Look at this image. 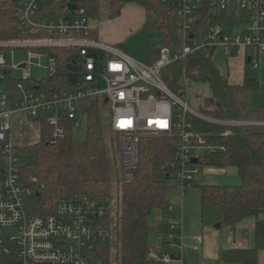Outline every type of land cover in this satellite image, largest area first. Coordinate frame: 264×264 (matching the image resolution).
Segmentation results:
<instances>
[{
    "label": "built area",
    "instance_id": "built-area-1",
    "mask_svg": "<svg viewBox=\"0 0 264 264\" xmlns=\"http://www.w3.org/2000/svg\"><path fill=\"white\" fill-rule=\"evenodd\" d=\"M15 1L20 30L28 38L0 41V264H101L97 250L112 239L107 220L112 208L76 195L61 200L50 216L30 215L27 205L34 190L22 175V154L14 143L17 117L37 122L40 132L39 119L47 120L52 128L50 143L55 144L65 137L66 121L75 130L80 127L85 100H100L111 111L123 183L135 178L142 139L167 136L175 140V151L165 167L173 182L191 187L201 174L203 154L224 150L211 145L209 135L198 130L194 120L231 127L262 123L205 115L190 104L185 70L176 90L165 83V73L174 64L184 65L194 53L216 48L229 58L251 50L250 64L258 68L264 57V0H178L181 46L177 50L163 46L149 65L92 37L86 10L73 0ZM71 5L77 8L71 10ZM205 8L229 17L198 33ZM14 50L27 51V60L14 64ZM42 58L46 63L37 67L46 75L35 77L31 61ZM175 212L169 205L163 217L166 231L157 238L174 249L182 232ZM157 252L151 248L155 263L186 264L183 252L176 257H159Z\"/></svg>",
    "mask_w": 264,
    "mask_h": 264
},
{
    "label": "trees",
    "instance_id": "trees-1",
    "mask_svg": "<svg viewBox=\"0 0 264 264\" xmlns=\"http://www.w3.org/2000/svg\"><path fill=\"white\" fill-rule=\"evenodd\" d=\"M86 10L89 19L98 18L100 0H73ZM111 17H118L127 4H139L147 13L145 30L157 34L158 44L150 45L151 64L159 57L160 49L168 46L179 49L182 43L179 34L181 19L178 15V0H107ZM54 6V5H53ZM55 7V6H54ZM61 4L56 5L58 10ZM226 13L213 12L205 8L196 31L206 32L209 27L223 22ZM20 18L15 0H0V41L27 39L28 34L20 30ZM92 37L96 33L92 30ZM214 49L200 51L188 57L184 65L174 64L165 73L164 81L176 90L184 75L188 79L208 83L212 96L201 110L217 120L264 122V106L250 110L247 95L257 90V79H246L243 85H232L222 76L212 60ZM54 87L53 88H60ZM100 100L83 102L87 115L85 140L74 139V127L66 121L65 137L55 144L50 143L52 128L47 120L39 119L41 134L39 142L20 150L22 154V175L34 190L28 201L30 215L50 216L58 203L76 195H85L113 208V192H117L120 203L117 222L113 224V209L108 211L107 220L112 227V239L97 250L101 264H162L150 257V227L148 219L159 211L166 215L170 204L167 189L173 182L165 164L172 160L175 140L167 136L145 137L139 153V165L131 183L122 182L120 160L110 151L104 140L103 106ZM198 130L209 135V143L224 150L205 152L200 165L203 167L237 170L241 184L237 186L198 184L201 191L202 208L215 207L220 211L221 224L235 228L246 218H255V244L250 249L224 250L221 259L225 263L258 264L259 254L264 251V127L258 125L231 127L194 120ZM224 136L223 134L228 132ZM118 145V143H117ZM118 148V146H117ZM26 150L34 152L25 155ZM119 156V155H118ZM119 158V157H118ZM3 169L0 166V177ZM114 179L118 184L114 186ZM165 226L159 232H165ZM112 250L116 252L112 259Z\"/></svg>",
    "mask_w": 264,
    "mask_h": 264
},
{
    "label": "rangeland",
    "instance_id": "rangeland-1",
    "mask_svg": "<svg viewBox=\"0 0 264 264\" xmlns=\"http://www.w3.org/2000/svg\"><path fill=\"white\" fill-rule=\"evenodd\" d=\"M102 15H109V6L106 0H102L101 4ZM94 24L93 20H89V25L92 26ZM100 42V41H99ZM160 42V38L157 34L153 33V36L150 37V33L147 31L142 32L141 36L137 38V42L134 45V48L142 53L143 55L149 54V49L151 44H158ZM251 55V50H249L248 56ZM9 59V57H8ZM14 64H19L22 61L27 60V51L25 50H14L13 53ZM212 60L215 66L218 68L220 74L226 78H228L229 82L233 84L243 83L246 79H257L259 81V87L257 90H251L247 95V106L250 110L258 109L259 107L264 106V57L258 68H255L252 64H248L245 61L244 53L241 52L239 57L237 58H229L224 54V50L222 48H216L212 55ZM33 63L31 67L32 75L35 77H43L46 75V72L42 68H38L37 64L41 63L42 65L46 63V59L42 58L40 61L38 59H33L31 61ZM142 64H148L146 60ZM183 78V77H182ZM189 97L191 106L200 110L201 107L205 106L207 99L211 98V89L208 83L196 81L193 79H189ZM100 86L105 87V83L102 79H99ZM182 81V80H180ZM103 118V126H104V140L109 148V150L117 154V162H118V148H117V136L112 132V115L108 106H103L102 112ZM20 116L16 119V125L14 128V143L19 147L20 150L23 148L28 149L34 145H36L40 140V129L37 122L29 119H25V122L18 121ZM80 127L74 130V139L77 141H83L87 135V125L88 118L87 115L84 114L79 119ZM264 124V122H258ZM263 126L264 125H258ZM25 155L32 156L34 152L26 150L23 152ZM223 173L217 168H209L200 166V176L199 179L203 184H217V185H228V186H237L241 184V178L237 172V170L233 167L226 168ZM117 180L114 179V186L117 185ZM192 192L198 195V199L200 202V189L199 187H187L185 189V197L186 200H189V196L192 195ZM182 188L177 181L170 182L167 189V200L168 202H176L181 198ZM112 198L114 199L113 204V215L114 220L113 224L118 220V211L120 210L119 199L117 200V192L114 191ZM160 212H155L148 219L149 227H150V242L153 244H162L158 238V232L155 227L154 220L158 216ZM204 214V215H203ZM199 216L202 219L204 216L205 223L210 225V228L213 232H215L216 226L220 224V211L215 207H209L203 209L200 204ZM217 219V220H216ZM115 225V224H114ZM220 231V230H218ZM165 233V232H163ZM112 238V246L114 247L115 242ZM166 252L169 254H173V250L169 249V246L166 247ZM116 252L112 250V259L115 260ZM100 259V258H99Z\"/></svg>",
    "mask_w": 264,
    "mask_h": 264
},
{
    "label": "crops",
    "instance_id": "crops-1",
    "mask_svg": "<svg viewBox=\"0 0 264 264\" xmlns=\"http://www.w3.org/2000/svg\"><path fill=\"white\" fill-rule=\"evenodd\" d=\"M100 2L102 4V0H100ZM146 19L147 13L145 8L139 4L132 3L125 5L121 10L120 15L115 18L111 17V11H109V15H102L101 9L98 18L92 19L94 24L90 27L95 31L98 41L121 48L128 56L139 63H143L147 60L148 64L146 65H149L152 61L150 49L148 55H143L134 48L137 38L141 36L142 32L146 31L144 27ZM242 52L244 53L245 61L248 63L249 50ZM240 54L241 52L234 57L237 58ZM244 83L245 81L237 84L230 82L232 85H243ZM204 107H201L200 110ZM18 121L25 122L24 119H19ZM219 170L223 173L225 172V169ZM197 181L198 184L202 183L199 178ZM181 188V198L176 202H168V204L175 207V217L182 223L181 240L178 241L175 249L168 245L169 249L173 250V254L166 252L167 244L151 243L152 247L157 248V255L162 257L164 254H169L176 257L180 256L183 252L186 264H237L223 262L221 259V253L224 250L253 248L256 237V219L246 218L235 228H232L230 226L222 225L221 218H219L222 227L213 232L210 225L205 223L204 216H202V219L199 216L201 193L200 202L198 195L194 192L189 196V200H186V188L184 189L182 186ZM163 217L164 215L159 213L154 220L158 235L161 234L159 230L164 226ZM261 219L264 220V215ZM164 228L166 229V226ZM258 264H264V251L259 254Z\"/></svg>",
    "mask_w": 264,
    "mask_h": 264
},
{
    "label": "water",
    "instance_id": "water-1",
    "mask_svg": "<svg viewBox=\"0 0 264 264\" xmlns=\"http://www.w3.org/2000/svg\"><path fill=\"white\" fill-rule=\"evenodd\" d=\"M76 8H77V6H74V5H71V6H70V9H71V10H75ZM248 63H249V64L251 63V58L248 59ZM261 125H264V124H261ZM193 163H194V164H197V163H198V160L195 159V160L193 161ZM221 227H222V225H221V224H218V225L216 226V229H221Z\"/></svg>",
    "mask_w": 264,
    "mask_h": 264
}]
</instances>
